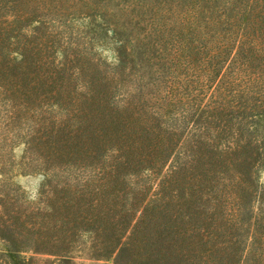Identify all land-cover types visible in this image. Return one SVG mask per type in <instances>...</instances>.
Returning a JSON list of instances; mask_svg holds the SVG:
<instances>
[{
	"label": "trees",
	"instance_id": "trees-1",
	"mask_svg": "<svg viewBox=\"0 0 264 264\" xmlns=\"http://www.w3.org/2000/svg\"><path fill=\"white\" fill-rule=\"evenodd\" d=\"M9 5L0 264H77L84 251L90 264H264V0H156L153 47L137 37L127 72L74 30L85 16L36 2L41 15L4 21ZM28 166L46 175L37 195L10 181Z\"/></svg>",
	"mask_w": 264,
	"mask_h": 264
},
{
	"label": "rangeland",
	"instance_id": "rangeland-1",
	"mask_svg": "<svg viewBox=\"0 0 264 264\" xmlns=\"http://www.w3.org/2000/svg\"><path fill=\"white\" fill-rule=\"evenodd\" d=\"M0 2L10 3L8 8L4 9V21L11 20V16L17 9L26 12L32 11V14L34 15L31 16L41 15L40 9L35 6L36 2H48L51 7V14L57 13L54 10L55 8L57 10H66L67 13L65 14H68L69 18H81L82 16H85L84 20L88 18L87 21L84 23V20H81L78 21L77 24H73L72 27L74 30L83 33L87 38L96 36L98 39L93 44V55L103 62L113 64L115 68H127L124 69L126 72L132 66L131 49L135 47L137 42H139V40H136L137 37L140 38V40L143 39V32H145L146 38L143 39V42H149L150 40V46L153 47V4L156 0H0ZM52 2L58 3L53 4ZM96 5H99V7ZM104 9H107V14L108 17L111 18V21L107 23V26L106 24H103L99 28L93 29V26L89 25V20H97V22L100 21L101 23V20L103 19L99 14H101V10ZM90 10L96 13L88 17H86L85 14L83 15V12L89 13ZM27 19L31 18L29 17ZM137 19L140 21L139 23H136ZM116 20L118 24L125 22L124 29L125 33L130 37V39H128L129 42L119 40L115 33V29L113 30V28H115L113 22ZM32 23H34V21L32 22L31 19L30 24L34 25ZM106 28L108 29L106 30ZM144 28L145 30H150V35L144 30ZM80 41L82 43L83 40ZM126 90V92L129 91V89ZM126 112L130 116L128 110ZM25 149L26 146L24 144H15V146L9 150V156L15 165L19 166L23 163ZM14 170L15 173L13 172L11 175L10 181L21 187L26 194L37 195L42 183L46 179L45 173L42 171H34L30 166L25 168L15 167ZM259 183L260 186L264 187V166L260 172ZM259 205L264 209V200L261 196ZM37 256L38 258L43 259L47 257L44 254H38ZM74 256H76L75 262L77 264H90L94 262L93 259L91 260L89 258V253L87 251ZM151 258L152 260L149 264H173L169 258L162 256L152 255Z\"/></svg>",
	"mask_w": 264,
	"mask_h": 264
}]
</instances>
